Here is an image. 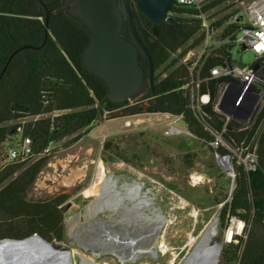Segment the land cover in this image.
<instances>
[{
  "label": "trees",
  "instance_id": "trees-1",
  "mask_svg": "<svg viewBox=\"0 0 264 264\" xmlns=\"http://www.w3.org/2000/svg\"><path fill=\"white\" fill-rule=\"evenodd\" d=\"M140 0H131L137 32L147 46L155 71L154 86L147 55L140 50V63L146 71V84L130 101L117 105L106 100L102 112H113L124 106L132 115L170 114L182 117L188 130L207 146L212 139L207 128L222 130V122L212 107L201 116L191 108L190 67L183 64L186 55L205 41L200 15L222 7L230 0H213L201 11L175 5L168 19L152 23L139 9ZM0 0V158L3 146L14 137L32 141V155L25 162L8 164L0 170V241L24 240L40 235L49 242L63 241L65 227L59 206L63 200L36 203L27 195L49 161L51 145L73 137L81 140L99 121L101 103L108 93L106 84L84 64L83 55L91 43L85 27L67 12L54 14L46 28V9L62 0ZM121 8L124 11L122 0ZM234 6L227 7L225 11ZM239 12V10H235ZM232 14L213 23L222 29L220 41L196 69V81L209 76L212 67L225 64L234 49L237 24H226ZM48 31V38L46 40ZM122 35L135 42L129 18ZM203 92L218 97L216 82H201ZM131 99V100H132ZM16 122L13 125L10 123ZM232 122L225 138L234 146L253 137V132H237ZM221 155L229 154L220 151ZM256 168L247 170L235 159L234 190L221 212L222 224L236 218L246 223L239 244H226L223 264H264V130L257 140ZM1 164V163H0ZM1 166V165H0Z\"/></svg>",
  "mask_w": 264,
  "mask_h": 264
},
{
  "label": "rangeland",
  "instance_id": "rangeland-1",
  "mask_svg": "<svg viewBox=\"0 0 264 264\" xmlns=\"http://www.w3.org/2000/svg\"><path fill=\"white\" fill-rule=\"evenodd\" d=\"M235 1L220 7L216 18L229 14L230 10L218 15ZM220 34L221 30L217 36ZM198 50L192 51L190 61L195 60ZM232 56L241 65L255 61L251 52L235 50ZM135 104L132 99L129 106ZM172 127L182 133L170 135ZM188 131L178 117L132 115L123 109L94 123L78 142L72 143L73 137H68L51 145L49 161L27 199L43 202L68 197L64 239L54 240L60 243L54 248L62 246L70 252L73 264H83L84 259L93 264H184L211 230L212 244L221 245L218 264H223L231 224H222L221 212L231 198L235 180L216 154ZM21 139L16 136L7 141L4 153L20 148ZM4 161L5 154L0 165ZM104 177L101 192L96 191ZM155 227L159 230L157 240L153 235L147 241L155 242L153 251L141 257L123 260L106 242L108 229L127 238Z\"/></svg>",
  "mask_w": 264,
  "mask_h": 264
},
{
  "label": "built area",
  "instance_id": "built-area-1",
  "mask_svg": "<svg viewBox=\"0 0 264 264\" xmlns=\"http://www.w3.org/2000/svg\"><path fill=\"white\" fill-rule=\"evenodd\" d=\"M213 0H176V4L195 11H201ZM230 13L231 18L226 24H237L239 28L234 33V49L241 54L251 52L255 56L254 63L241 65L233 61V56L219 66L212 67L209 76L196 81V69L213 50L223 44H229L228 40L220 41L221 36L214 30L213 23L218 20L216 14L219 8H213L208 13H202V31L205 34L204 43L197 49L198 54L194 61H190L192 51L182 60L183 64L192 62L190 67L191 80L187 87L192 86L190 93V104L194 112L201 116L206 115V109L212 107L220 120L224 122L221 131L212 127L207 128L212 139L207 142L217 157L218 162L225 167L229 173L236 178L233 162L238 160V164H243L247 170L256 168L257 140L264 130V0H236ZM239 10V12H235ZM221 33H222V29ZM201 82H216L219 85L218 97L214 98L210 91L203 92L200 89ZM131 101V99L129 100ZM128 106H124L115 111H121ZM110 112L106 111L105 115ZM172 116L170 114H165ZM183 119L182 117H178ZM234 122L239 127L237 132H253V137L245 139L237 147L228 142L225 138L229 131L230 124ZM182 131L172 127L170 135H178ZM189 134V131L187 132ZM226 150L229 154L221 155L220 151ZM33 153L32 141L29 138H22L20 148H9L5 153V161L0 166L25 162ZM241 153V156H238ZM231 163V166L229 164ZM231 224L226 234V244H239L241 238H247L245 222L236 218H231Z\"/></svg>",
  "mask_w": 264,
  "mask_h": 264
},
{
  "label": "water",
  "instance_id": "water-1",
  "mask_svg": "<svg viewBox=\"0 0 264 264\" xmlns=\"http://www.w3.org/2000/svg\"><path fill=\"white\" fill-rule=\"evenodd\" d=\"M43 4L42 0H40ZM121 0H62V4L54 8L46 9V28L48 29L50 18L61 11H65L73 19L80 22L91 36V43L83 55L84 64L94 75L99 77L107 86L108 93L101 103L99 110V122L104 115L102 106L106 100L113 104L121 105L135 97L146 84V71L140 63V50L150 61L151 81L154 86V65L147 46L141 40L135 25L131 10V0H122L124 11L121 8ZM176 0H140L138 9L154 24H160L168 19ZM129 18L135 42L129 41L123 35L126 22ZM48 38V31L46 40ZM32 238H38L47 245L60 244L49 242L40 235H34L24 240L5 239L3 242L14 244L24 243ZM62 245V244H61ZM60 254L71 257V253L62 250ZM6 256L17 257L14 248L8 253L0 252V264H36L31 257L8 262Z\"/></svg>",
  "mask_w": 264,
  "mask_h": 264
},
{
  "label": "bare ground",
  "instance_id": "bare-ground-1",
  "mask_svg": "<svg viewBox=\"0 0 264 264\" xmlns=\"http://www.w3.org/2000/svg\"><path fill=\"white\" fill-rule=\"evenodd\" d=\"M104 179L105 177L100 179V182L97 183L96 191L101 192V185ZM92 192L95 193L94 190ZM106 231H108L106 234V242L108 244H112L113 248L111 249L123 260H128L132 256L141 257V255L148 254V250L153 251L155 242H153V240L152 242L147 241L150 238H153V235L155 236L154 240H157L159 235L158 227L147 231V233L145 234L139 233L137 237L128 236L127 238H125L121 233L114 234V232L109 229ZM72 234H75V227H73ZM14 248L16 249L18 256L14 258H11V256H6L8 262L20 260L19 257L24 258V260L27 257H31L30 259H33L34 263L36 264H73L72 256L68 257L61 255L60 251L54 248V244L47 245L45 243H42L38 238H32L24 243H18L14 245L9 242H3L0 244L1 253H8ZM220 253L221 245L212 244V231L208 230L204 234L203 238L197 245L194 252L186 259L184 264H218L220 259ZM83 264L93 263L89 260L84 259Z\"/></svg>",
  "mask_w": 264,
  "mask_h": 264
},
{
  "label": "flooded vegetation",
  "instance_id": "flooded-vegetation-1",
  "mask_svg": "<svg viewBox=\"0 0 264 264\" xmlns=\"http://www.w3.org/2000/svg\"><path fill=\"white\" fill-rule=\"evenodd\" d=\"M60 200H63L62 204L59 206V209L62 211L61 212V223L58 224V226H64L66 225V220L64 219V212L65 210L67 211L69 209L70 206H68L65 210H64V206L65 204L68 202V197L67 196H57V197H53V198H49L48 200L46 201H43V202H54V201H60ZM36 203H42V202H39V201H35Z\"/></svg>",
  "mask_w": 264,
  "mask_h": 264
}]
</instances>
